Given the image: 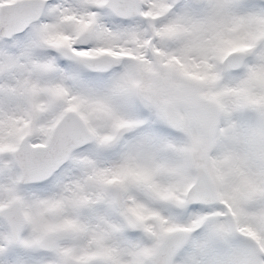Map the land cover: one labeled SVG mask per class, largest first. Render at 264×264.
I'll return each mask as SVG.
<instances>
[{"label": "snow or ice", "instance_id": "obj_1", "mask_svg": "<svg viewBox=\"0 0 264 264\" xmlns=\"http://www.w3.org/2000/svg\"><path fill=\"white\" fill-rule=\"evenodd\" d=\"M0 264H264V0H0Z\"/></svg>", "mask_w": 264, "mask_h": 264}]
</instances>
